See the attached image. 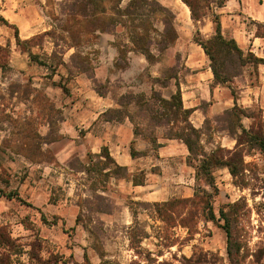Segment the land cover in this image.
<instances>
[{"label":"rangeland","instance_id":"1","mask_svg":"<svg viewBox=\"0 0 264 264\" xmlns=\"http://www.w3.org/2000/svg\"><path fill=\"white\" fill-rule=\"evenodd\" d=\"M14 1L22 0H0V19L7 16L6 2ZM25 1L30 5L26 15L31 25L20 24V30L22 38L30 36L26 43L18 45L14 28L0 20V132L4 134L5 145L12 150L8 164L0 162V186L11 184V192L18 190L21 182L34 185L43 178V169L30 165L31 161L55 160L50 149L44 152L42 148L54 139V135L58 136L60 130H65L66 116H71L66 110L70 97L85 95L76 88L77 84L80 87L78 81L94 90L93 79H96L105 97L112 101L130 91L148 96L153 89L168 98L176 91V80L181 84L192 72L188 62L192 49L197 47L192 43L196 29H192L182 0H160L169 4L179 16L174 21L178 38L166 48L161 43V20L164 18L161 13L148 19L135 16L133 25L129 23V27L118 28L115 34L89 33L76 19L62 16L61 7L69 0ZM191 1L199 9L205 6L203 0ZM111 2L106 0L105 5L110 7ZM209 8L210 16L213 2ZM240 20L249 27L252 25L246 17ZM136 24L142 27L148 42L152 40L148 49L152 54L151 63L140 53L143 47L135 48L129 40L128 31ZM255 27L264 33L263 23ZM22 50L38 54L39 61L46 65H39L25 56L24 61H18L20 67L12 69L11 63L15 65V59L21 58L16 55L14 59V52ZM74 52L81 56V61L70 60ZM63 61L67 66L62 65ZM28 62L30 69H26ZM77 62L81 63L83 73H78ZM216 65L222 75L229 78L239 67V61L219 55ZM68 68L73 75L66 78ZM61 73L65 74L62 80ZM76 76L78 79L71 90L69 81ZM170 76L175 78L166 81L167 87H161L164 78ZM242 76L241 71L239 76L231 77L226 86L232 97L249 104L254 102L249 114L254 115L255 125L264 129V100L260 101L264 99V90L260 89L263 84L253 92L251 88L248 93L242 85L249 84L242 82ZM251 78L255 80L253 85H259L255 76ZM58 82L63 84V92L55 88ZM85 100L92 99L80 101V105L88 108ZM202 107L205 109L206 104ZM230 107L231 103L225 104V108ZM85 122L90 123L86 119ZM251 122L243 119L246 127ZM96 124L100 126V122ZM44 126L50 129L46 139L39 137V130ZM223 127L215 118L204 126L208 151L220 145L227 149L235 147L236 142L227 132L221 131ZM163 133L162 129L156 133L160 142L168 140L162 138ZM66 136L69 137L63 134L62 141L54 147L57 151L65 148L70 151L72 142L69 143ZM137 139L143 140L142 137ZM74 141L75 150L64 156L65 163L56 161L57 167L62 169L57 170L61 176L56 198L64 201L67 198V207L72 199L78 205V212L70 214L68 211L62 218L48 216L45 226L38 211L14 202L7 215L0 217V228L13 239L9 247L0 244V264H264V151L255 143L242 148L245 165L237 178L227 169L215 171L217 192L212 198V208L216 220L211 221L202 198L192 205L188 202H176L173 206L144 205L136 202V195L130 188L118 187L113 180L114 185L102 194L107 178L100 173L84 172L89 162L98 158L86 154L79 146L80 139ZM3 155L0 154L2 161L6 160ZM191 174L193 178V168ZM184 187L176 197H193L197 188L195 180ZM53 199L51 197V201ZM221 209L229 214L234 243L239 247L233 263L228 254ZM75 216L76 224L73 225L70 219L74 220Z\"/></svg>","mask_w":264,"mask_h":264},{"label":"crops","instance_id":"2","mask_svg":"<svg viewBox=\"0 0 264 264\" xmlns=\"http://www.w3.org/2000/svg\"><path fill=\"white\" fill-rule=\"evenodd\" d=\"M159 1L162 5L172 9L176 15V19H179L177 12L167 3ZM128 0L123 1L125 5ZM22 3L23 5H20ZM185 5L186 14L188 20L192 25V29L199 30L201 36L204 39L210 38L214 34V24L211 21L210 16H206L203 20L196 25L192 18L189 7ZM17 6V7H16ZM7 16H4L5 20L9 24L15 25L20 30V24L28 27L31 25L30 18L26 15L27 9L30 8L29 2L22 0L14 2H6ZM14 9V10H12ZM18 11H15V10ZM213 12L220 16L222 25V34L226 38H232L236 41L238 47L244 52L245 55L251 53L255 57L264 59V37L258 34V29L254 26L257 24H264V0H226L224 6L221 8L214 7ZM252 21V25L245 24L241 18ZM21 30L19 36L22 40H27L28 37H21ZM196 33V32H195ZM197 47L192 49L189 57L188 67L192 71L190 75L186 77V80L181 83L182 101L183 106L186 109H191L190 120L192 124L198 128L203 129L206 125V120L216 115L223 113L225 110L234 107L235 105L244 109H250L253 107L254 102H241L239 99L232 97L230 89L227 85L231 81L224 84H215L214 73L211 68V61L205 54L203 48L197 43L192 41ZM19 55L21 58H16ZM29 55L26 52L19 51L14 52L15 65L11 63L12 69L19 66V59L24 61V58ZM72 54L70 55V57ZM198 57V58H197ZM30 61H32L30 59ZM17 65V66H16ZM24 67V66H22ZM30 63H26V69H30ZM24 72H22L23 75ZM243 81H246L249 85H242L247 92L250 93L260 88L264 90V65L246 63L242 69ZM61 75V76H60ZM60 80L65 74H60ZM69 73L67 71L66 78ZM259 82V85H253L254 79ZM237 78V77H236ZM78 79V76L70 79L69 87L74 88V82ZM78 90L85 94L84 96H77L71 99L69 107L66 109L71 113V116L64 121L65 130L62 129L58 132V136L54 135V139L50 143L43 145V150L50 149L54 153L55 160L51 162L39 161L38 163L32 162L30 165H34L39 169H43V178L40 182H34L35 184L27 185L23 182L20 183V188L11 192L13 187L11 184L6 183L5 186H0V217L6 216L12 204L19 203L22 207L26 205L32 211H38L44 225L48 224L47 217H66L68 211L70 214L78 212V205L70 201V207H67L68 199L64 201L62 198H56L57 185L60 183L61 173L57 170H62L57 167V162L62 165L64 162V156H68L75 148L73 143L74 139H80L81 144L86 154L98 155L103 147H106L111 157L116 163L122 167H126L129 173V179H120L111 177L108 181V187L112 184L113 180L118 184V187L125 186L136 195L134 198L139 203H162L173 198H189V197H176L183 189L184 185L191 183L192 167L188 164L187 158L189 151L186 145L176 139H168L161 142L162 146L158 150H154L152 146L143 140H138L134 135L132 124L129 120L123 122L102 120L103 116L108 110L118 107V105L110 100L108 97H102L97 94L92 88H88L85 82H77ZM56 83L55 88H59L62 92L63 89ZM80 88V89H79ZM256 94V93H255ZM92 99L86 101V106L80 105L84 99ZM253 99V98H252ZM259 99H256V101ZM264 99H260L263 102ZM230 108H225V104H230ZM206 104L204 109L202 106ZM243 104V105H242ZM245 105V106H244ZM221 109V110H220ZM85 119L90 121L89 124H85ZM100 122V126L96 123ZM96 124V125H95ZM48 126H44V129L39 130V135L42 138H47L50 132ZM80 127L79 129H77ZM85 129V130H84ZM84 130V132H82ZM83 133V134H81ZM66 136L67 140H70L72 146L68 151L67 148L57 151V146L62 141V135ZM82 136V138L80 137ZM204 134L202 137V143L205 145ZM230 137V136H229ZM60 138V139H57ZM231 140H233L230 137ZM235 141V140H234ZM160 142V141H159ZM236 142V141H235ZM67 143V144H69ZM132 146L136 151L142 153V155L133 158L131 155ZM221 146V145H220ZM206 147V146H205ZM222 147H225L222 145ZM207 149V147H206ZM68 152V153H67ZM67 153V154H66ZM0 154L5 157L6 160L0 162H6L8 164L9 154H12V150L5 145L4 134L0 132ZM177 164L175 167L174 165ZM140 173H143L139 175ZM143 177L144 182L139 185H134V177ZM195 180V179H194ZM170 181V182H169ZM176 183V186L173 184ZM38 191V196L36 195ZM59 192V191H58ZM108 192V191H107ZM102 194L106 192L101 191ZM53 197V201H51ZM63 197V196H62ZM73 216V215H72ZM45 218V220L43 219ZM73 225L76 224V216L70 219ZM54 225V224H53ZM52 225V226H53Z\"/></svg>","mask_w":264,"mask_h":264},{"label":"trees","instance_id":"3","mask_svg":"<svg viewBox=\"0 0 264 264\" xmlns=\"http://www.w3.org/2000/svg\"><path fill=\"white\" fill-rule=\"evenodd\" d=\"M109 1H113V3L111 2L112 4H110V7L105 5L106 0H69L64 2L61 7V14L62 16L76 19L81 23L82 28L89 33L115 34L118 28L123 29L129 27V23L133 25L136 21L135 18H133L135 16H139L140 19H148L156 13H161L164 17L161 20L163 25L161 43L163 45L165 44L164 46L166 48L177 40L178 34L174 26L176 15L172 9L162 5L159 1L128 0L125 5L122 4L124 0ZM182 1L189 7L191 18L197 25L198 22L208 16L207 10L210 11L209 6L212 2L214 7L221 8L224 6L226 0H203L205 6L200 9L199 7H196L191 0ZM197 1L200 2L202 0ZM109 11H111L112 14H109ZM210 18L214 24V34L210 38L204 39L199 30H197L193 40L203 48L205 54L210 59L215 84H224L229 82L231 77L239 76L246 63L264 65V59L257 58L251 53L245 55L234 39L226 38L222 34L220 16L217 13L213 12L210 15ZM0 20L14 28V37L18 45L28 41L20 38L18 28L15 25L9 24L4 18H1ZM133 27V29L130 28V31H128L129 40L135 48L137 46L143 47L140 53L151 63L152 54L148 49H150L153 44L152 40H149L148 42L143 33L142 27L139 24H136ZM258 34L264 37V33L260 32L259 27ZM22 51L28 53L30 59L37 64L46 65L39 61L38 54L31 51ZM219 55L230 60L235 57L239 61V67L232 73V76L230 74L231 77L229 78L223 76L216 65ZM80 58L81 56L77 52H74L70 57V60L73 61L78 59V61H81ZM233 62L235 65L237 64L236 60ZM62 63V65L67 66L66 62L63 61ZM81 66V63L77 62L76 68L79 69L78 73L84 72ZM67 71L69 75H73V72L69 68ZM174 78V76L164 78L165 81L161 87H167V82ZM93 84L95 85L94 90L100 96L105 97L106 93L101 90V84L96 79H93ZM58 85L65 90L61 82H59ZM175 86V93L171 94L168 98H166L160 91L154 89L148 96L130 91L121 95L119 99L113 98L118 107L108 110L103 117H106L107 121L123 122L129 120L133 125V131L136 138L142 137V139L147 141L155 151L162 146V143L159 142L160 137L156 134L158 129H162L164 132L162 138L180 140L186 145L189 151L187 161L195 171L194 179L197 185L194 196L189 198H173L162 203L140 204L173 206L176 202H188L192 205L202 198L206 203L209 220L215 221V212L212 208V198L217 192L214 177L215 171L218 169H227L233 178H237L245 165V150L242 148L246 145L250 146L255 143L262 151H264V129L262 126L258 127L257 124L255 125L256 120L254 115L249 114L250 111L253 110L244 109L235 105L234 107L225 110L223 113L212 117L224 125L221 131L227 132L228 135L236 141L235 147L233 149H227L219 146L208 151L202 143V137L204 134L203 129H198L192 124L190 117L193 111L191 109H186L183 106L182 92L177 80ZM212 118L206 120V125ZM245 118L252 121L249 127H246L243 124V119ZM238 130H240V133H238ZM131 155L133 158H136L142 155V153L136 151L132 146ZM92 156L98 158V160H91L89 162L84 170L86 174L100 173L101 176L107 178L108 181H110L109 179L111 177L129 179L130 176L127 168L118 165L111 157L106 147L102 148L100 154ZM143 182V177L137 178L136 176L133 178L134 185H139ZM107 190H109L108 183L107 186L102 188V191L104 192H107ZM220 217L225 222L223 228L228 239V254L233 263L236 258L235 255L239 254V247L234 243L229 214L221 209ZM43 219L45 220V218ZM12 242L13 239L8 234L6 236L3 228H0V244L9 247Z\"/></svg>","mask_w":264,"mask_h":264}]
</instances>
